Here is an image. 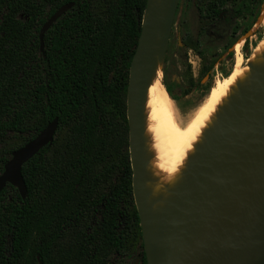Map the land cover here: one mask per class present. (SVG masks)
<instances>
[{
    "label": "trees",
    "instance_id": "obj_1",
    "mask_svg": "<svg viewBox=\"0 0 264 264\" xmlns=\"http://www.w3.org/2000/svg\"><path fill=\"white\" fill-rule=\"evenodd\" d=\"M70 2L41 51L42 26ZM148 3L0 0V146L21 141L0 150V174L14 150L58 118L53 144L22 168L26 198L11 184L0 193V264H148L127 118L130 66ZM263 12L258 0L252 27ZM243 53L250 54L249 38ZM137 236L134 255L128 249Z\"/></svg>",
    "mask_w": 264,
    "mask_h": 264
},
{
    "label": "water",
    "instance_id": "obj_2",
    "mask_svg": "<svg viewBox=\"0 0 264 264\" xmlns=\"http://www.w3.org/2000/svg\"><path fill=\"white\" fill-rule=\"evenodd\" d=\"M161 2L163 11L145 20L148 3L127 90L132 186L148 264H264V80L220 121L196 159L187 192L157 217L148 206L143 108L153 67L169 43L180 0ZM74 5L64 4L42 26L41 51L47 31ZM157 36L160 44L155 42ZM57 130L55 118L12 152L0 174V193L11 184L26 198L22 168L53 144ZM154 220L158 222L155 229Z\"/></svg>",
    "mask_w": 264,
    "mask_h": 264
},
{
    "label": "bare ground",
    "instance_id": "obj_3",
    "mask_svg": "<svg viewBox=\"0 0 264 264\" xmlns=\"http://www.w3.org/2000/svg\"><path fill=\"white\" fill-rule=\"evenodd\" d=\"M148 10L145 20L162 12L163 2L149 0ZM155 42L160 44L161 37L157 36ZM240 45L236 46V61L230 74L218 78L203 101L186 116L177 109L175 100L159 80L156 70L161 72L155 62L143 108L142 138L144 190L153 217L170 210L187 192L189 178L197 169L196 159L220 121L232 112V106L243 95L251 94L264 80V36L247 58L239 53ZM157 225L154 220L152 228Z\"/></svg>",
    "mask_w": 264,
    "mask_h": 264
},
{
    "label": "rangeland",
    "instance_id": "obj_4",
    "mask_svg": "<svg viewBox=\"0 0 264 264\" xmlns=\"http://www.w3.org/2000/svg\"><path fill=\"white\" fill-rule=\"evenodd\" d=\"M95 7L99 10L100 2H95ZM214 8L225 10L227 15L215 16ZM235 8H242L244 15L235 17L232 14ZM255 8H258V0L181 1L169 43L164 54L157 58L161 73L156 72L184 116L203 101L218 78L230 74L236 61L235 44H241L239 53L244 56L241 50L246 38L249 36L251 54L259 38L264 36V12L251 26ZM230 51L232 55L228 54ZM208 74L210 76L206 77ZM20 142L14 138L0 146V150L11 149ZM138 249L137 236L128 251L135 255Z\"/></svg>",
    "mask_w": 264,
    "mask_h": 264
},
{
    "label": "flooded vegetation",
    "instance_id": "obj_5",
    "mask_svg": "<svg viewBox=\"0 0 264 264\" xmlns=\"http://www.w3.org/2000/svg\"><path fill=\"white\" fill-rule=\"evenodd\" d=\"M181 1H182V0H180V3H181ZM180 3H179V7H178L177 14H178V12H179ZM221 10H222V9H221ZM232 11H233V10H232ZM223 12H225V13H224V15L221 16V14H222ZM226 15H227V12H226L225 10H222V12L218 15V17L222 18V17H224V16H226ZM176 17H177V15H176ZM175 19H176V18H175ZM174 24H175V23H174ZM173 27H174V26H173ZM172 30H173V29H172ZM247 38H249V36H248ZM247 38H246V39H247ZM237 44H238V43L235 44V50H236V46H237ZM255 45H256V44H255ZM243 47H244V46H243ZM253 48H254V47H253ZM230 52H231V51H230ZM230 52H228V54H230ZM241 52L243 53V48H242ZM243 54H244V53H243ZM249 55H250V54H249ZM249 55H248V56H249ZM248 56H247V57H248ZM243 57H245V55H244ZM209 76H210V74H208L206 77H209ZM135 264H138V261H136Z\"/></svg>",
    "mask_w": 264,
    "mask_h": 264
}]
</instances>
